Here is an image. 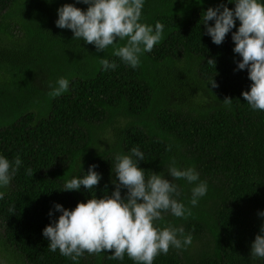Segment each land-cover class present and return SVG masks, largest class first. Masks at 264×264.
<instances>
[{
  "label": "trees",
  "instance_id": "16d2710c",
  "mask_svg": "<svg viewBox=\"0 0 264 264\" xmlns=\"http://www.w3.org/2000/svg\"><path fill=\"white\" fill-rule=\"evenodd\" d=\"M65 4L82 11L89 6L80 0H0V156L21 160L10 184L0 187V247L9 260L137 264L127 254L110 259L107 251L73 261L59 249L51 252L43 235L62 214L55 204L73 210L78 202L111 196L117 155L137 148L146 179L154 172L171 181L173 160L178 169L199 174L195 183L172 180L179 192L174 198L191 215L168 211L154 222L161 230L182 228L192 243L170 246L153 264H264L251 254L256 235L264 234V111L253 110L241 95L252 81L247 68H237L242 57L233 51L239 20L220 45L203 24L209 7L234 10V2L144 0L140 22L163 24V39L135 69L113 55L126 39L98 52L70 29L58 28L57 9ZM101 59L117 67L105 70ZM61 77L69 80L68 90L53 98L50 85ZM90 165L101 176L94 189L63 191ZM200 182L207 192L193 206L192 188ZM120 191L124 197L127 189Z\"/></svg>",
  "mask_w": 264,
  "mask_h": 264
},
{
  "label": "clouds",
  "instance_id": "9594fccd",
  "mask_svg": "<svg viewBox=\"0 0 264 264\" xmlns=\"http://www.w3.org/2000/svg\"><path fill=\"white\" fill-rule=\"evenodd\" d=\"M80 2L89 5L86 11L71 4L58 8L56 26L70 29L73 38L95 45L98 52L118 40L126 39L123 46L114 48L113 55L133 69L140 64V56L151 52L163 39V24L157 22L153 28L140 22L144 0ZM229 2H234V10L220 4L204 12L206 34L214 44L220 45L235 27V20H239L238 30L232 33L235 45L233 51L242 57L237 68H247L248 78L252 81L250 90L241 95L253 110L264 111V3L261 0ZM208 21H214V25L208 26ZM100 63L105 70L117 67L107 59H101ZM208 63L215 65L214 60ZM210 83L213 88L218 86L213 79ZM68 86L69 80L61 77L55 86L50 85L49 95L53 98L60 96L68 90ZM223 103L231 106L232 98L225 97ZM131 152L132 155L116 157L115 175L118 183L113 181L115 190L111 196L99 199L92 197L87 202H78L73 210L64 209L60 204L54 205L62 214L54 224L43 230V235L50 241L48 247L51 252L59 249L62 256L76 261L85 252L100 254L107 251L112 253L110 259L123 260L127 254L137 264H153L159 254L168 253L170 246L179 249L192 243V236H184L182 228L169 226L161 230L154 226V222L163 220L162 213L168 211L178 218L191 215V211L174 198L179 192L172 180L183 178L188 183H195L199 180V174L193 168L178 169L173 160V166L168 170L171 181L154 172L146 179L144 169L137 166L138 161L144 160V154L137 148ZM20 165L19 156L14 162L0 156V187L10 184ZM95 167L90 165L86 175L66 182L63 191L79 190L81 185L86 190L94 189L101 179L100 174L93 170ZM27 172L33 176L31 169ZM121 188L127 189L124 197L121 196ZM206 192V182L197 184L192 188L190 203L195 206ZM3 197L4 192H0V199ZM259 215L264 216V213ZM260 231L264 233V225ZM178 234L182 239L178 238ZM251 254L264 258V234L256 235Z\"/></svg>",
  "mask_w": 264,
  "mask_h": 264
},
{
  "label": "rangeland",
  "instance_id": "374dc122",
  "mask_svg": "<svg viewBox=\"0 0 264 264\" xmlns=\"http://www.w3.org/2000/svg\"><path fill=\"white\" fill-rule=\"evenodd\" d=\"M1 238L2 237H0V245L3 244V241ZM7 249H9V248H7ZM9 258H10L9 255L4 253L2 248L0 247V264H22L21 258H19V257L13 256V260H11V261L9 260ZM16 260L19 261L20 263L19 262L15 263Z\"/></svg>",
  "mask_w": 264,
  "mask_h": 264
}]
</instances>
